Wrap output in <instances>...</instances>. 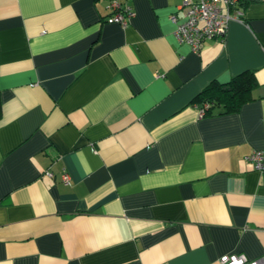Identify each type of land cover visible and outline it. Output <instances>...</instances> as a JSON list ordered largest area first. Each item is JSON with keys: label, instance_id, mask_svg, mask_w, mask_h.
Returning a JSON list of instances; mask_svg holds the SVG:
<instances>
[{"label": "crops", "instance_id": "0c3cea01", "mask_svg": "<svg viewBox=\"0 0 264 264\" xmlns=\"http://www.w3.org/2000/svg\"><path fill=\"white\" fill-rule=\"evenodd\" d=\"M128 3L124 27L108 0H0V264L264 257V0L222 3L236 17L199 52L182 0ZM246 70L253 99L200 115Z\"/></svg>", "mask_w": 264, "mask_h": 264}, {"label": "built area", "instance_id": "2783aa9c", "mask_svg": "<svg viewBox=\"0 0 264 264\" xmlns=\"http://www.w3.org/2000/svg\"><path fill=\"white\" fill-rule=\"evenodd\" d=\"M111 13L107 18L109 23H118L126 26L134 11L128 0H108ZM237 0H182V8H185V19L180 21L173 14L171 20L175 23V36L181 43H187L194 52H199L206 40L224 38L230 20L235 18L229 11L223 12L221 4L231 7ZM242 13L238 12V17ZM200 115H204L205 108ZM248 159L254 164L255 169L264 174V148L254 150L248 155ZM64 183L71 181L68 172L63 174ZM222 264H264V257L255 261H249L243 254H228L221 258Z\"/></svg>", "mask_w": 264, "mask_h": 264}, {"label": "trees", "instance_id": "16d2710c", "mask_svg": "<svg viewBox=\"0 0 264 264\" xmlns=\"http://www.w3.org/2000/svg\"><path fill=\"white\" fill-rule=\"evenodd\" d=\"M258 87L254 71L246 70L227 83L213 82L196 98L206 103L205 113H212L215 107L222 108L221 113L237 111L244 103L253 99V91ZM2 102L0 97V117Z\"/></svg>", "mask_w": 264, "mask_h": 264}]
</instances>
